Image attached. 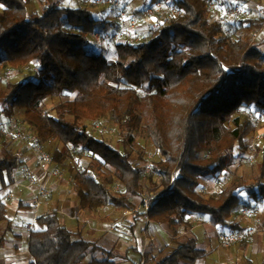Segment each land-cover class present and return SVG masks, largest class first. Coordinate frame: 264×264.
<instances>
[{"label":"trees","instance_id":"16d2710c","mask_svg":"<svg viewBox=\"0 0 264 264\" xmlns=\"http://www.w3.org/2000/svg\"><path fill=\"white\" fill-rule=\"evenodd\" d=\"M159 1L174 5L180 14L152 29L147 41L117 44L115 60L110 61L94 50L92 36L100 21L87 7L65 8L61 0H40L42 12L29 15L32 0H0V86L4 65L37 66L34 79L0 87V105H8L9 119L22 110L24 123L41 145L63 144L51 155L55 166L74 156L95 158L74 174L83 210H134L136 200L148 194L155 196L150 220L169 226L174 237L181 227L191 229L188 216L193 213L211 215L218 226L237 230L230 222L241 204L237 192L249 189L251 198L264 201V135L256 148L261 162L253 184L241 179L209 197L199 188L203 180L229 169L237 146L249 150L256 126L238 114L243 109L264 112V51L245 36L225 35L222 24L211 19L212 0H152ZM242 24L251 31L264 30V19ZM67 95L75 97L53 108L57 118L42 108L46 99ZM109 115L128 132L144 128L160 152L162 159L152 165L148 183L144 170L131 161V135H125L120 152L86 130L85 121ZM19 164L5 144L0 223H7L6 230L11 221L2 191L15 183ZM96 166L111 170L105 182L93 175ZM114 182L120 185L118 193L111 189ZM178 245L155 264H194L205 255L193 236ZM28 249L32 264H117L113 252L80 238L55 213L37 219ZM148 257L145 253L140 264Z\"/></svg>","mask_w":264,"mask_h":264},{"label":"crops","instance_id":"0c3cea01","mask_svg":"<svg viewBox=\"0 0 264 264\" xmlns=\"http://www.w3.org/2000/svg\"><path fill=\"white\" fill-rule=\"evenodd\" d=\"M69 1L67 0L68 4L70 3ZM212 1V5L219 9V13L214 16V20L222 24L221 10L226 7L227 0ZM150 2L152 0H125V4L119 6L121 11L117 12L118 14L115 12L116 14L114 15V12H109L112 8L105 3V0H80L79 8L87 7L92 12L93 17L100 21L97 31L103 35H109L113 27L117 28V18L120 15L123 16V7L129 13H134L138 10L142 11V4H150ZM61 6L64 7L62 0ZM243 7L245 9L244 21L264 19V0H246ZM148 19L153 23L154 20H151V17H148ZM118 23L121 24L122 32L120 30L113 38L115 41L119 39L117 44L130 43L142 35L141 21H132L126 31L123 30L126 23L123 25V21ZM244 25L247 26V24ZM262 31L264 30L258 32ZM129 40L130 42H128ZM111 46L112 43L107 42L106 44L104 43L103 48L108 50ZM115 52L114 50V55ZM5 139L1 132L0 156L4 152L5 144H8ZM14 144L17 145V142L9 143L8 149L13 152L21 151L25 164L31 172L39 180L46 182L52 190L51 192L54 193V199H49L52 195L51 193L40 210L45 209V215L49 213L57 214L65 227L74 233L79 232L80 238L85 241L98 243L105 250L113 252L117 264H140L145 253H149L145 264H155L158 259L178 248V241L186 236H193L196 239L197 248L205 253L194 264H264V235L251 230L253 225L264 224V201L257 202L251 198L249 189H244L239 195L241 204L235 209L234 215L230 220L232 226H236L237 230L218 226L211 215L193 213L188 216L192 226L191 229L186 231L181 227L179 236L174 237L173 231L169 226L158 225L154 222L147 223L142 212L138 211L140 205L134 210H116L115 213L117 214L115 215H113V212L108 211L112 206L97 211L83 210L79 205L76 194L74 197L73 193L68 189L67 182L61 181L62 177L52 174L53 171H57L53 168V163L41 167L29 143L19 144V147H15ZM211 178L202 181L208 184L205 188L206 194H204L205 196L208 194L206 197L222 190L211 184ZM19 179L20 182H24L23 177ZM2 197L7 205L11 228L6 230L7 223L5 222L0 223V227H5V230L13 237V240L20 243L16 244L17 246H0V264H32L34 259L28 249L30 231L26 233V227L35 226L34 217L36 213L30 206V194L23 187L13 184L2 191ZM20 207L24 209H20ZM113 209L115 208L113 207ZM27 210L34 213L32 220L25 216L24 212ZM115 220H118V226L116 225L117 223H114ZM115 225L118 228L117 232L120 227L124 232H113ZM220 232H237L246 238L234 246L224 247L219 240ZM21 243L24 246H21Z\"/></svg>","mask_w":264,"mask_h":264},{"label":"rangeland","instance_id":"374dc122","mask_svg":"<svg viewBox=\"0 0 264 264\" xmlns=\"http://www.w3.org/2000/svg\"><path fill=\"white\" fill-rule=\"evenodd\" d=\"M245 1L246 0H227L226 1V7H224V10H221V16H222L221 20L223 21L222 26L224 28V34L227 36L228 35L230 36L233 34H236V35L240 34L242 36H245L249 38L253 43L257 44L260 47V49L264 51V31L262 32L251 31L247 29L246 25L242 24V22L244 21L243 18L245 16L244 15L245 9L243 7ZM69 2H70L69 3L70 5L67 3V0H62L64 7H71V8L80 7V4H79L80 0H70ZM212 2L213 1H211L210 3V11H211V19L213 21L214 16L219 13V9L214 7L212 5ZM148 6H149V3L142 4V8H143L142 11H139L137 9L138 11H135L134 13H129V11L125 7H123L122 8L123 16L120 15L117 18L118 20L116 23L117 28L113 27L112 28L113 32L110 31V34L108 33L109 35H105L104 43L106 44L107 42H110L112 43V46L109 47L108 50H106L105 48H103L104 44L102 46L95 45L94 50L97 53H101L104 56H106L107 59L110 61H113L115 59V55L113 54V51L115 50V44L119 42L118 41L119 39L115 41L113 38L119 33L120 30L122 32L121 24L118 23L121 21H123L122 25L126 23V25L124 24V29H123L124 31L128 29L132 21L136 20V21L142 22L141 24L142 26L141 28H143L142 35L139 38H136L132 40L131 42L129 40L128 42L130 43L138 42L139 43V42L149 40L152 37L151 30L158 28L163 22L162 21L159 22L158 20L159 15H157V13L151 16H147L144 13H142L143 10H145ZM237 6H238V9H237ZM165 7L166 8L168 7L169 9L176 8L174 5L170 3L165 4ZM110 8L112 9H110L109 12H114L113 15L121 11L119 6L110 5ZM1 10H2V6H0V11ZM42 10H43V6L40 0H32V3L28 7V14L30 15L35 12H42ZM119 17L122 18V20H120ZM148 17H151L152 18L151 20H154L153 23H151ZM163 20L166 21L167 17L165 16ZM2 72H3V82L0 87L5 88L7 83L9 82L17 83L21 81H27L30 79H34L35 74L37 72V66L35 64H32V65H28L25 67L13 68L9 65H4ZM74 97L75 95H67V96L60 97V98H48L42 103V108L44 110H49L51 112V115L57 118V114L53 111V108L57 104H59L61 101L73 99ZM1 106L3 105H0V107ZM238 115L243 121H248L254 124L256 126V131L249 136V140H248L249 150L247 152H242L240 150V147L237 146L235 151L233 152L232 161H231V165L229 169L226 172L219 174L216 177L211 178L210 180L211 184L216 185L220 189H224L232 185L235 182H239L241 179H245L249 184H253L258 175V165L261 162V155H258L256 153V148L262 146L263 144L264 112L243 109ZM23 119H24V114L22 110H16L15 116L11 119H9L5 115V112L1 113L0 111V133L2 132V135H3L4 134L3 132L5 130H9L12 123H17L22 126V133L25 136L24 140L22 141H17L14 138L5 139V141L8 142V144L17 142V145L14 144L15 147H19V144L20 145L27 144V143L32 144L33 138L36 134L34 133L32 129L26 126ZM84 126L86 130L88 131V133L92 135L95 139L105 142L112 149H116L120 152H124L123 140L125 138V135L127 134L131 135L134 138V142H135L134 146L128 148L129 152L131 153V161L135 166H139L144 170L145 181L148 183L146 178L151 174L152 165L155 162L160 161L162 157L158 149L153 145L152 141L148 137L144 128H140L138 130L128 132L127 129H125L123 126L117 125L113 121L110 115L103 119L97 120V121H89V120L85 121ZM42 145L41 146L43 147V149L50 156L53 155V153L56 150L63 148V144L60 143L59 141H50ZM3 156H4V152L2 153L0 158H2ZM94 161H95V158L92 155L84 154L81 157L74 156L72 160H69L63 166H57V165L55 166L53 164V168H55V170H57L62 175L61 181L67 182L68 189H70V191L73 193L75 197L76 184L74 181V174L77 172L78 169L84 168L91 163H95ZM93 175L97 179L105 182L106 181L105 175L110 177L111 170L109 168L99 169L98 166H96L93 169ZM158 178H159L158 176L154 177V179L156 180H158ZM201 184H200L201 187H204V188L208 186L207 183L202 182ZM111 189L114 193H118L119 191H121L120 185L117 182H114L111 185ZM243 191L244 189L239 190L237 193L240 195ZM145 196H148V194H145L143 198ZM206 196H208V194ZM47 198L44 200V203L47 200ZM143 198L141 200H136L137 206L141 204V201L143 200ZM49 199H54V193H52ZM20 209H24V208L20 207ZM108 211L113 212L114 213L113 215L117 214L115 213L116 209H113V207H111V209H108ZM24 213H25V216L29 220H32L35 212L33 213L32 211L27 210ZM38 214L45 215L46 210L42 209L38 212ZM34 221H35V218H34ZM117 221L118 220H115L114 223H117L116 225L118 226L119 222ZM116 225L113 227V232H116V233L124 232L122 231V228L120 227V225H119L120 229L117 232L116 230H118V228ZM263 229H264V224L253 225V227L251 228L253 232L262 233V235H264ZM28 231H30L29 226L26 227V233ZM221 233H227V232H220V234ZM234 234L240 235L241 233L236 232ZM245 238H246L245 236L240 235V239H238L231 246H234L237 243H240L242 240H245ZM19 243L13 240V237L7 233V231L5 230V227H0V246H17ZM21 246H24V244L21 243Z\"/></svg>","mask_w":264,"mask_h":264},{"label":"built area","instance_id":"2783aa9c","mask_svg":"<svg viewBox=\"0 0 264 264\" xmlns=\"http://www.w3.org/2000/svg\"><path fill=\"white\" fill-rule=\"evenodd\" d=\"M105 3L108 5L113 6H122L125 3V0H105ZM143 13L147 16L154 15L157 13L159 15V22H164L163 18L166 16L167 20H170L171 18L178 16L180 14V11L177 8L169 9L168 7H165L164 2H150L149 6L143 10ZM93 42L96 46H102L105 41V35L101 34L100 32H95L92 36ZM8 109L7 105H3L0 107L1 112H6ZM6 139L8 138H14L17 141L24 140L25 136L22 133V126L17 123H12L9 130H5L3 132ZM31 145V148L33 150V153L37 157L38 164L41 167H45L46 165L52 163L51 156L43 149L41 144L38 142V138L35 135L33 138V142ZM15 154L18 157V160L20 162L18 168L15 171V186H21L30 194V206L35 211V222L39 218V215L37 214L40 208L44 204V200L50 195L51 189L48 186L46 182H43L39 180L29 169V167L25 164V159L21 151L15 152ZM52 174L57 177H62V175L58 171H53ZM20 177H23L24 182H20ZM200 193L206 194V189L200 187L199 188ZM155 198L154 195H148L145 196L139 206L138 211H141L144 214V217L146 219L147 223L152 222L149 217V211L153 202V199ZM34 228V225L30 226V231H32ZM116 230V228H115ZM264 232V229H263ZM238 239H240V235L234 234V233H221L219 235V240L221 242V245L224 247H229L233 243H235Z\"/></svg>","mask_w":264,"mask_h":264}]
</instances>
